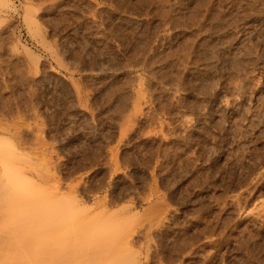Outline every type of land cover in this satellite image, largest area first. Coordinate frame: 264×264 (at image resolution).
I'll use <instances>...</instances> for the list:
<instances>
[{"label":"rangeland","instance_id":"rangeland-1","mask_svg":"<svg viewBox=\"0 0 264 264\" xmlns=\"http://www.w3.org/2000/svg\"><path fill=\"white\" fill-rule=\"evenodd\" d=\"M163 4L0 0V139L119 264H264V0ZM3 198L0 264H48Z\"/></svg>","mask_w":264,"mask_h":264},{"label":"bare ground","instance_id":"bare-ground-1","mask_svg":"<svg viewBox=\"0 0 264 264\" xmlns=\"http://www.w3.org/2000/svg\"><path fill=\"white\" fill-rule=\"evenodd\" d=\"M165 1L162 0V3L165 4ZM197 1V0H196ZM204 1V0H203ZM209 1V0H208ZM211 1V0H210ZM5 3V1H3ZM207 2V1H205ZM218 2V1H217ZM161 3V2H159ZM203 3V2H202ZM163 4V5H164ZM167 4V3H166ZM204 4V3H203ZM260 4V3H259ZM224 5V4H223ZM1 6V5H0ZM155 6V5H154ZM202 6V5H201ZM204 6V5H203ZM246 6V5H245ZM259 6V5H258ZM164 7V6H163ZM171 7V6H170ZM159 8V7H158ZM201 8V7H200ZM172 9V8H171ZM191 9V8H190ZM204 9V8H203ZM218 9V8H217ZM198 10V9H197ZM219 10V9H218ZM230 10V9H228ZM173 11V10H172ZM180 12V11H179ZM224 12V11H223ZM160 13V12H159ZM259 13V12H258ZM173 14V13H172ZM195 14V13H194ZM212 14V13H211ZM261 14V13H260ZM231 15V14H230ZM198 17V16H197ZM208 17V16H207ZM172 18V17H171ZM218 18V17H217ZM216 18V19H217ZM238 18V17H237ZM200 19V18H199ZM219 19V18H218ZM233 19V18H232ZM32 20V19H31ZM163 20V19H162ZM166 20V19H165ZM212 20V19H211ZM179 21V20H178ZM32 22H34L32 20ZM181 22V21H180ZM35 25V24H34ZM37 26V25H36ZM223 29V28H222ZM228 29V28H227ZM229 30V29H228ZM155 31V30H154ZM168 32V31H167ZM249 34V33H248ZM260 34V33H259ZM141 35V34H140ZM149 37V36H148ZM193 37V36H192ZM197 37V36H196ZM243 38V37H242ZM144 40V39H143ZM146 41V40H145ZM151 41V40H150ZM157 41V40H156ZM189 41V40H188ZM183 42V41H182ZM186 42V41H185ZM217 42V41H216ZM193 43V42H192ZM250 43V42H249ZM254 43V42H253ZM191 44V43H190ZM200 44V43H199ZM133 45V44H132ZM145 46V45H144ZM256 46V45H255ZM147 47V46H146ZM188 48V47H187ZM191 48V47H190ZM201 48V47H200ZM186 50V48H185ZM253 51V50H252ZM232 53V52H231ZM132 54V53H131ZM181 54V53H180ZM196 55V54H195ZM199 56V55H198ZM202 56V55H201ZM214 56V55H213ZM234 56V55H233ZM236 56V55H235ZM260 56V55H259ZM262 56V55H261ZM136 57V56H135ZM253 57V56H252ZM255 57V56H254ZM132 58V57H131ZM235 58V57H234ZM260 58V57H259ZM152 59V58H151ZM192 59V58H191ZM210 59V57H209ZM135 60V59H134ZM151 61V60H150ZM135 62V61H134ZM133 62V63H134ZM223 62V61H222ZM236 63V62H235ZM193 64V63H192ZM226 64V63H225ZM238 64V63H237ZM184 65V64H183ZM169 66V65H168ZM187 66V65H186ZM214 66V65H213ZM212 66V67H213ZM255 66V65H254ZM139 67V66H138ZM247 67V66H246ZM227 68V67H226ZM239 68V67H238ZM204 69V68H202ZM232 69V68H231ZM207 70V69H206ZM229 70V69H228ZM192 72V71H191ZM200 72V71H199ZM233 72V71H232ZM237 72V71H236ZM198 73V72H197ZM243 75V74H242ZM173 76V75H172ZM176 76V75H175ZM178 77V76H177ZM175 78V77H174ZM217 78V77H216ZM233 78V77H232ZM238 78V77H237ZM240 78V77H239ZM258 79V78H257ZM176 80V79H175ZM193 80V79H192ZM230 80V79H229ZM197 81V80H196ZM209 81V80H208ZM237 81V80H236ZM172 82V81H170ZM175 82V81H174ZM239 82V81H238ZM243 82V81H242ZM246 82V81H245ZM168 83V82H167ZM207 83V82H206ZM229 83V81H228ZM240 83V82H239ZM249 83V82H248ZM231 84V83H230ZM238 84V83H236ZM175 85V84H174ZM255 85V84H254ZM208 86V85H207ZM234 86V85H233ZM210 87V86H209ZM215 87V86H214ZM203 88V86H202ZM211 88V87H210ZM209 88V90H210ZM205 89V88H204ZM251 89V88H250ZM138 92V90H137ZM139 94V93H138ZM230 95V94H229ZM245 100V99H244ZM208 106V105H207ZM256 110V109H255ZM165 111V110H164ZM248 111V110H247ZM257 113V112H256ZM248 114V113H247ZM204 117V116H203ZM261 117V116H260ZM207 119V118H206ZM161 125V124H160ZM232 127V126H231ZM5 128V127H4ZM3 129V128H2ZM5 130V129H4ZM203 130V129H202ZM241 133V132H240ZM241 135V134H240ZM3 137V136H2ZM2 139V138H1ZM0 139V187L2 191V196L4 197L3 200L8 202L7 208L3 213L6 214V218L8 219V226L7 228L15 226L13 228V232L15 231L17 234L16 229H20V231L24 234H36V232L45 233V235L39 238V243H42L48 247V264H67L71 263L76 260L77 264H114L122 258L125 259L123 256L126 252H130V248L127 250L126 245L129 243L125 238L117 239V236L120 238V233L116 234L118 229L115 228V224L109 223L104 219L107 223H92V222H85V223H77L73 219H76V214L73 209L67 205L66 203H58L56 204L54 201L48 200L47 195L39 194V188L37 192H34L28 184L29 182H25L23 175L21 174V169L18 168L19 166H14V161L17 160L18 156L15 152V148H11L12 144L10 145L7 140L2 141ZM192 143V142H191ZM9 144V145H8ZM183 147V146H182ZM182 151V150H181ZM19 153V151H18ZM16 154V156H15ZM21 154V153H20ZM192 154V153H191ZM197 154V153H196ZM190 155V154H189ZM16 157V158H15ZM24 157V156H22ZM14 158L16 160H14ZM20 158V156H19ZM159 159V158H158ZM157 159V160H158ZM163 159V158H162ZM188 159V158H187ZM28 160V159H27ZM18 161V160H17ZM16 161V162H17ZM189 161V160H188ZM19 162V161H18ZM17 162V163H18ZM184 162V161H183ZM24 163V162H21ZM30 163V162H29ZM166 163V162H165ZM26 164V163H25ZM181 164V163H180ZM187 165V164H186ZM154 166V165H153ZM163 167V166H162ZM188 167V166H187ZM22 168V167H21ZM166 168V167H165ZM181 168V167H180ZM113 169V168H112ZM157 169V168H156ZM167 169V168H166ZM29 170V169H28ZM177 170V169H176ZM187 170V169H186ZM171 171V170H170ZM217 171V170H216ZM251 171V170H250ZM230 172V171H229ZM214 175V174H213ZM248 177V176H246ZM41 178V177H40ZM154 178V177H153ZM243 178V177H242ZM211 180V179H210ZM244 180V179H243ZM28 181V180H27ZM230 181V180H229ZM251 182V181H250ZM34 183V182H33ZM165 183V182H164ZM38 184V183H37ZM214 184V183H213ZM225 184V183H224ZM246 184V183H245ZM36 185V183H35ZM29 188H28V187ZM33 185L31 184V187ZM39 186V185H38ZM246 186V185H245ZM27 187V191L25 190ZM34 188V186H33ZM30 189V191H28ZM35 189V191H36ZM41 190H43L41 188ZM45 190V189H44ZM43 190V191H44ZM41 192V191H40ZM43 193V192H42ZM247 193V192H246ZM252 193V192H251ZM46 194V193H45ZM49 194V193H47ZM46 196V197H45ZM2 198V197H1ZM55 199V198H53ZM3 201V202H4ZM2 202V200H1ZM5 202V203H6ZM163 203V202H162ZM4 204V203H3ZM256 205V204H255ZM73 206V205H72ZM234 206V205H233ZM74 207V206H73ZM166 207V206H165ZM79 208V207H78ZM242 208V207H241ZM75 209V208H74ZM77 209V208H76ZM259 209V208H257ZM166 211V209H164ZM261 210V209H260ZM241 212V211H240ZM247 212V211H246ZM3 214V215H4ZM163 214V213H162ZM160 214V215H162ZM260 214V213H259ZM261 214H264L261 212ZM173 215V214H172ZM124 217V216H123ZM20 218V220L18 219ZM22 218V219H21ZM86 218V217H85ZM104 218H107L104 216ZM111 218V217H108ZM250 218V217H249ZM6 219V221H7ZM97 219V218H96ZM128 219V218H127ZM253 219V218H252ZM103 220V219H102ZM110 220V219H109ZM112 221V220H111ZM129 221V220H128ZM155 221V220H154ZM152 221V222H154ZM20 222V223H18ZM34 222V223H33ZM118 222V221H117ZM2 223V222H1ZM18 223V224H17ZM33 223V224H32ZM69 223V224H68ZM92 223V224H90ZM87 224V225H86ZM3 225V224H2ZM36 225L38 228L42 229L40 231H36ZM7 226V225H6ZM5 226V228H6ZM168 226V225H167ZM3 227V226H1ZM0 227V229H1ZM132 227V226H131ZM4 228V229H5ZM133 228V227H132ZM131 228V229H132ZM253 228V227H252ZM251 228V229H252ZM3 229V228H2ZM24 229V230H23ZM34 229V231H33ZM37 229V228H36ZM124 229V228H123ZM162 229V228H161ZM126 230V229H125ZM7 231V230H6ZM5 231V232H6ZM36 231V232H35ZM44 231V232H43ZM158 231V230H157ZM8 232V231H7ZM13 232L11 236L13 235ZM33 232V233H32ZM135 232V231H134ZM149 232V231H148ZM2 233V230H1ZM14 233V235L16 234ZM31 233V234H30ZM41 233V234H42ZM254 233V232H253ZM5 234V233H4ZM3 234V235H4ZM57 236H56V235ZM146 234V233H145ZM43 235V234H42ZM55 235V236H54ZM116 235V238H115ZM126 235V234H125ZM7 236V235H6ZM34 240L37 238V234L35 235ZM50 236V237H49ZM54 236V237H53ZM71 236V237H70ZM114 236V237H113ZM24 237V236H23ZM39 237V236H38ZM52 237V238H51ZM57 237V238H56ZM113 237V240L110 238ZM124 237V236H123ZM1 238V237H0ZM3 238V236H2ZM33 238V237H32ZM44 240H42V239ZM253 238V237H252ZM13 239V238H11ZM15 239V238H14ZM29 239V238H28ZM31 239V238H30ZM129 239V238H128ZM210 239V238H209ZM16 240V239H15ZM14 240V241H15ZM42 240V241H41ZM118 240V241H117ZM9 242H13L10 241ZM19 242V241H17ZM32 242V241H31ZM34 242V241H33ZM32 242V244H34ZM44 242V243H43ZM116 243V244H115ZM196 243V242H195ZM18 245V243H16ZM15 244V245H16ZM25 244V243H24ZM130 244V243H129ZM260 244V243H259ZM14 244H12L13 246ZM26 245V244H25ZM31 245V243L27 244ZM117 245L121 248H117ZM203 245V244H202ZM10 246V245H9ZM45 246V247H46ZM122 246V247H121ZM261 246V245H260ZM19 247V246H18ZM130 247V245H129ZM11 248V247H10ZM42 248V247H41ZM117 248V251H113V249ZM249 249V248H248ZM11 250V249H10ZM21 250V249H20ZM111 250V251H110ZM127 250V251H126ZM194 250V249H193ZM36 251V250H35ZM12 253V251H10ZM9 252V253H10ZM16 254L19 256V252L22 251H15ZM188 252V251H187ZM6 253V252H5ZM147 253V252H146ZM145 253V254H146ZM249 253V252H248ZM14 254V253H12ZM43 254V253H42ZM137 254V253H136ZM192 254V253H191ZM11 255V254H10ZM22 255V254H21ZM20 255V256H21ZM28 255V254H27ZM47 255V254H46ZM211 255V254H210ZM39 256V254H38ZM105 256V257H104ZM129 256V255H128ZM133 256V254H132ZM249 256V255H247ZM12 257V256H11ZM10 257V258H11ZM15 257V256H13ZM12 257V258H13ZM27 257V256H26ZM29 257V256H28ZM37 257V256H36ZM31 258V257H30ZM42 258V257H40ZM104 258V259H103ZM106 258V259H105ZM127 258V257H126ZM32 259V258H31ZM35 259V258H34ZM129 259V258H128ZM164 259V258H163ZM19 260V257H18ZM22 260V258H21ZM40 260V261H38ZM38 263L41 262V259L38 258ZM57 260V261H56ZM73 260V261H72ZM264 260V259H260ZM36 261V260H35ZM36 261V262H37ZM14 262V261H13ZM129 262V261H128ZM134 262V261H132ZM137 262V261H136ZM44 263V262H42ZM40 263V264H42ZM75 263V261H74ZM72 263V264H74ZM135 263V262H134ZM133 263V264H134ZM30 264V263H29ZM137 264V263H135Z\"/></svg>","mask_w":264,"mask_h":264}]
</instances>
